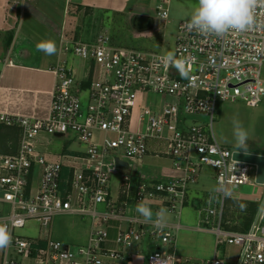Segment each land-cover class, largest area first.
<instances>
[{"label": "built area", "instance_id": "built-area-1", "mask_svg": "<svg viewBox=\"0 0 264 264\" xmlns=\"http://www.w3.org/2000/svg\"><path fill=\"white\" fill-rule=\"evenodd\" d=\"M171 1L159 0L156 7L165 24ZM255 15L253 29L220 37L202 36L188 27L189 21L181 22L173 53L191 61L188 78L171 66L165 68L163 54L114 45L105 28L93 42L62 36V54L82 60V78L64 58L53 69L57 80L48 118L0 114V125L19 133L17 152L0 154V223L8 225L12 236L10 246L0 250V264H123L132 260L137 245L149 250L154 241L160 246L147 253L146 264L184 263L175 255L176 236L167 224L161 229L134 217L127 228L118 226L117 249L105 246L107 225L124 218L128 200H159L155 212L164 208L178 214L205 167L216 171L218 187L256 184L257 166L235 160L234 153L243 150L222 145L213 130L219 100L245 101L256 108L264 99V7L258 6ZM151 94L160 99L149 103ZM189 116L210 120L190 121ZM56 134H74L85 153L50 160L38 144L42 135ZM149 155L170 159L181 175L163 179L134 173L132 164ZM66 157L71 158L69 164ZM118 160L130 168H119ZM37 167L41 179L34 194ZM114 175L120 176L118 196L125 198L117 206L112 199ZM135 177L141 178L137 184ZM224 199L221 193L208 198L205 211L218 217L212 227L216 254L202 264H264V217L257 213L248 230L229 231L222 220ZM101 205L103 211L98 210ZM60 214L92 217L87 246L72 249L51 238L53 220ZM31 222L39 224L38 235L17 233ZM227 246L238 248L234 260L228 252L218 257L219 249Z\"/></svg>", "mask_w": 264, "mask_h": 264}, {"label": "crops", "instance_id": "crops-1", "mask_svg": "<svg viewBox=\"0 0 264 264\" xmlns=\"http://www.w3.org/2000/svg\"><path fill=\"white\" fill-rule=\"evenodd\" d=\"M138 0H0V114H10L15 116H26L31 118H48L51 114V104L56 85V74L54 67L64 58L62 54V36H66L73 28L75 20L85 14H115L125 16L131 22L136 14L149 15L145 12L144 5H138ZM69 38V37H68ZM52 40L55 42L56 54L48 56L41 51H37L36 44L41 41ZM175 42V41H174ZM173 42V48H174ZM82 78V76H78ZM79 144L80 150L74 149L73 145ZM19 145V133L16 128L0 125V154H15ZM38 147L44 151L52 161H59L63 155H82L86 147L75 140L74 134L42 135L41 143ZM247 151L264 154V146L259 136H254L252 143H247ZM159 159L162 163L151 164V169L145 174L133 168L134 173L147 175L153 178H173L181 173L173 168L172 161L165 157L149 155L140 162V168L147 164L145 161ZM66 164L71 158L66 157ZM150 164V163H149ZM67 176L69 168H64ZM202 173V172H201ZM41 179V169L36 168L33 176L32 191L35 194ZM141 181L140 177H135L134 184ZM118 186H113L112 199L115 205H120L125 198H119ZM214 187L207 184L197 183L190 187L189 202L181 211L170 213L167 211V225L170 230L183 232V237L191 239L199 235V248L211 249L216 254V234L212 227L216 225L217 216H209L205 211L208 206V198L215 191ZM232 195L224 199V209L222 220L224 228L229 231H246L255 219L260 206L264 203V185H242L229 187ZM219 192L216 193V196ZM215 196V197H216ZM220 202V196H218ZM129 211L122 219H111L108 222V240L106 247L117 249L115 239L117 237L118 226L127 228L131 225L130 220L134 217L143 219L135 211L137 204L134 200H128ZM151 207L153 213L159 208L160 201L154 200L146 204ZM241 205H245L241 211ZM102 209L104 210V206ZM67 215V214H60ZM70 215V214H69ZM77 216H83L76 214ZM73 215V216H76ZM57 215L56 217H58ZM88 216L84 215L83 217ZM155 217V216H154ZM153 217V218H154ZM209 219L208 224L203 223V219ZM55 219V218H54ZM54 222V220H53ZM195 222V223H194ZM36 225V234L40 233V226ZM204 224V226H203ZM53 226V223H52ZM93 226L91 218V228L86 230V239L82 244L89 243V237ZM70 232V231H69ZM60 235H69L68 231ZM50 236L53 238L52 230ZM175 240V255L189 264V258L179 254L177 249V234ZM54 239V238H53ZM56 240V239H55ZM149 246L137 245L131 250L132 260H124L123 264H146L147 253L160 246L159 241H154ZM189 243V242H188ZM88 245V244H87ZM225 250V247L223 248ZM227 252V251H226ZM238 252V251H237ZM229 253V252H228ZM213 256V257H214ZM204 258V259H202ZM198 260H208L202 257ZM201 261V262H202ZM199 264V263H198Z\"/></svg>", "mask_w": 264, "mask_h": 264}, {"label": "rangeland", "instance_id": "rangeland-1", "mask_svg": "<svg viewBox=\"0 0 264 264\" xmlns=\"http://www.w3.org/2000/svg\"><path fill=\"white\" fill-rule=\"evenodd\" d=\"M138 5H144L145 12L148 13L152 19L151 25L146 29H139L135 27L132 22H129L125 16H118L115 14H85L80 15L75 23L72 24L73 28L70 29L66 37L76 39L82 42H93L100 30L107 29L112 43L119 47L135 49L142 52H152L157 54L166 55L168 52L173 53V42L178 32V26L181 22L189 21L191 14L195 7L198 5V0H172L169 6V20L165 24L157 16L156 7L159 0H138ZM68 63L70 66L77 70L78 76L83 75L81 68L82 60L69 54ZM262 78L264 80V66L262 69ZM159 100V95L151 94L149 96V103ZM233 118L238 119L243 127L248 132L247 143H252L254 136H259L264 146V99L262 103L256 107H250L245 101H218V106L215 114L213 130L215 137L219 143L226 147L235 150V140L233 137ZM190 121L200 120L205 123L209 122L207 116H189ZM74 149L80 150V145H73ZM147 164L140 168L139 164H132L137 171L147 173L151 169V164L162 163V160L152 159L145 161ZM150 163V164H149ZM120 176L114 175L112 178V185L114 188L117 186ZM207 184L215 189L218 188L216 182V171L211 167H205L197 178V183ZM230 187V186H229ZM228 187V188H229ZM216 191L212 194L216 196ZM99 211H103L102 206L98 207ZM91 216H73V215H59L55 217L53 226L51 227L53 238L70 245L72 249H78L87 244H82L86 239L84 233L91 228ZM195 223V222H194ZM204 226V224H203ZM205 226H209L205 225ZM69 235H60L64 232ZM70 231V232H69ZM19 235L32 236L36 234V225L31 222L26 228L18 230ZM177 234V249L179 254L189 258V264H202V257L213 258L215 251L211 249L199 248L200 242L197 237L186 239L183 237V232L173 231ZM189 242V243H188ZM229 252L231 260H234L238 248L235 246H227L225 250L221 247L219 249L218 257H225V252ZM204 259V258H202ZM202 261V262H201ZM185 263V262H184ZM188 264V263H187Z\"/></svg>", "mask_w": 264, "mask_h": 264}, {"label": "clouds", "instance_id": "clouds-1", "mask_svg": "<svg viewBox=\"0 0 264 264\" xmlns=\"http://www.w3.org/2000/svg\"><path fill=\"white\" fill-rule=\"evenodd\" d=\"M264 7V0H198V5L193 10L188 27L198 34L208 36H223L226 33H242L256 26V9ZM37 51L51 56L56 54L57 47L54 41L45 40L36 44ZM161 63L165 68H175L182 78H188L191 61L187 58L178 59L175 54L168 52L161 57ZM233 137L235 146L247 151L248 132L243 124L233 118ZM214 191L221 193L225 198L232 195V191L223 183ZM241 211L246 206L241 205ZM135 211L143 217L145 223H151L157 228H163L167 223V210L160 208L153 213L151 207L143 202L138 203ZM258 215L264 217V205L258 210ZM155 216V219L153 218ZM12 242V236L8 225L0 223V250L6 249Z\"/></svg>", "mask_w": 264, "mask_h": 264}, {"label": "water", "instance_id": "water-1", "mask_svg": "<svg viewBox=\"0 0 264 264\" xmlns=\"http://www.w3.org/2000/svg\"><path fill=\"white\" fill-rule=\"evenodd\" d=\"M151 17L144 14H136L132 17V24L139 29H146L151 25ZM234 159L257 166L256 184L264 185V154L253 153L248 151H237L234 153ZM117 166L121 169H129L126 162L117 161Z\"/></svg>", "mask_w": 264, "mask_h": 264}]
</instances>
